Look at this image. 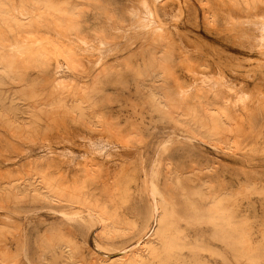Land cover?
<instances>
[{"label":"rangeland","instance_id":"374dc122","mask_svg":"<svg viewBox=\"0 0 264 264\" xmlns=\"http://www.w3.org/2000/svg\"><path fill=\"white\" fill-rule=\"evenodd\" d=\"M142 1L66 0L68 2L66 8L70 9V13L73 14V16L71 14L73 18H69L74 21L67 18V22H65V19L63 20L64 23L61 21L63 31L59 28H53L51 21H49L50 18L47 20V17L44 20L43 17L45 16L40 15V12L44 9L40 8L41 10H39L31 1L24 0L21 4L20 0H5L9 10L12 12L21 11L22 14L27 16H25L28 20L26 22H31L29 28L34 27L32 29L28 28L31 35H28L30 34L28 32V34L22 32L24 40H18L21 35L18 36L17 34L18 38L15 37L14 44L11 41L14 39L15 32H12L14 33L12 38L10 37L12 33L8 35L5 30L6 33L3 34V31L2 34L5 36L3 37L6 38L5 44L7 43L4 44L3 50L6 51L4 53L8 54L11 51L9 45H16V43L20 46L32 47V49H29L32 53L44 48V56H46L47 61L44 64L45 69L43 66L42 71L38 70L39 67H35L38 68L36 70L34 65L27 72V67L25 71L26 76L29 73L26 77L27 80L36 83V81L39 82L42 79L43 83L40 81L41 84H45L57 77L62 81L64 87L73 88L77 84L85 83L84 85L89 87L88 92L89 89L98 90L94 92L96 94L92 91H90L92 94L89 92L92 95V101L95 103L94 110L108 119L110 126L119 130L120 132L118 131L119 134L117 133V135L122 138L120 140L118 136L117 139H114L105 129L98 134L90 130L86 124L71 123L70 119L67 118L64 119L63 124H58L59 126L52 125L50 130L46 129L41 123L39 131L34 134L32 132H22L15 136L11 131L0 127V183L5 182L6 184L8 181L17 184L28 182L38 186V181L43 177L45 180L49 179V183L52 181L53 187H58L59 190L65 193H71L76 188L80 200L85 205L92 207L94 211L99 212V214H92L91 220L85 216V220L82 222L85 224L80 225V222L77 224L74 221L65 222L66 220L64 221L61 218L62 216L60 217L64 213L71 216L74 213L81 212L83 208L76 204L63 203V206L59 207L51 206L41 200L21 199L20 197H16V202H13L14 198L9 199L11 202L9 200L6 202L0 201V233H2V236H0V254L6 256V261L0 260V264H52V258L45 249V241H53L58 236L64 238L65 242L71 243L74 251L73 256L77 264H88L92 257L112 258L124 248L127 250L135 249L134 247L139 248L142 241H146L148 238H153V243L157 245V237L155 235L151 236V232L155 229L154 223L149 221L151 223L144 226V216L142 215L144 202L147 200L142 184L147 172L156 168L160 172L158 178L160 185H162L165 172L168 169L174 171L181 169L184 172L198 175L200 181L197 184H203L200 189L205 195H216L222 192L221 190L233 196L242 193L237 198L235 197L237 201L242 203H237L233 196L231 199L236 201L234 204H237V208L240 206L238 209H241L244 213L241 212V215L247 214L248 217L242 216L243 218L248 219L251 216V220L249 218L251 228L249 220L246 222L250 229L253 227V230L255 229L252 230L255 235L252 236L254 242L256 239L259 240L257 232H259L258 228L261 225L259 222L263 218L259 213L262 215L264 212V196L258 195L260 193L264 195V126H262L264 125V118L250 126L247 117L249 112L255 113L261 107L264 111V76L262 75L264 74V47L261 46V41H259L261 35L259 28L264 25V7L253 3L257 5V8L254 5L253 8L252 4L250 5V0L248 2L250 1L249 6L252 9L247 7L250 9L247 11L243 8L246 6L240 4V2H237L239 7L236 4L233 7L234 5L227 4V2L224 6H220L225 2L218 3L211 0H207L209 2H205L206 0H179L180 2L178 0H168V2L166 0L168 3L163 0L166 5L163 4L160 7L162 0H149L150 7H155L153 9L156 10L158 16L160 15V20L172 34H169L172 38V40L170 39L172 70H174V76L178 80L176 82L180 83L178 85H181L188 93H185L188 97L185 106L188 108L183 112L186 110L197 111L200 115L203 114L200 113L203 112L202 108L206 106L207 108L208 106L217 107L226 112L228 111L236 122L240 120L238 122L241 123L238 127L240 132L229 134L230 136L227 139L233 142L230 146H225L216 139L207 137L203 130L198 131L195 126H191L190 117H185L188 119L185 123L184 120L181 123L176 122L169 116L156 111L146 97L138 93L140 83L144 82L142 87L147 86L149 83L150 77L142 75L144 71V64L142 65V63L146 62L153 52L152 48L147 47L148 39L141 33L136 23L135 16L139 12L140 15L145 13L141 4ZM203 2L205 3L203 4ZM214 3L217 6H214ZM6 5H4L5 10ZM210 6L216 12L211 18L213 24L210 19H206V15L211 12L209 11ZM241 10L243 12H240ZM252 10L254 11L252 12ZM36 12L39 13L38 16H35L34 13ZM256 15L261 16L258 18ZM35 17L37 24L34 23L36 22ZM206 21H209V24ZM65 24L69 26L67 31H65ZM246 29L247 31L244 32ZM58 30L63 33L60 34ZM32 35L33 37H31ZM28 36L31 39H27ZM48 38H51V40ZM52 39L55 43L59 42L61 44L56 43L61 46L58 47L60 51L65 50L69 53L71 61H73L72 69L67 68L63 58L56 55L57 51L55 53L56 49L52 46L56 47L57 45H54V42V44L51 43ZM7 41H10V43ZM246 42L248 43L246 44ZM220 60L226 62L223 64ZM182 63L189 65L193 71L192 74L184 69ZM140 71L142 73H139ZM139 74L142 77H139ZM39 75L45 78H41ZM97 75L104 76L103 78L108 76V79H101L100 82L102 77ZM220 76L224 78L222 77L223 79L220 80ZM43 79L48 80L45 82ZM167 81L165 88L171 90L173 82ZM94 82L96 83L94 84ZM74 83L75 86H73ZM216 83L218 84L216 85ZM7 85L10 86V83ZM11 85L13 84L11 83ZM96 86L100 88L97 89ZM41 91L44 97L47 90L43 88ZM250 91L255 92L250 93ZM8 96H11V94ZM249 97L251 98L249 99ZM239 98L243 100L245 98V102L239 101ZM243 107L246 108L245 111ZM175 116L174 114L173 117ZM256 135L257 137H254ZM234 143H238V146ZM190 145L192 146L190 147ZM250 149L256 151L252 152ZM255 152H258L257 155L255 154L256 156L253 155ZM84 167L93 169L88 171ZM248 171L255 173H252L254 176ZM259 174L262 176V180L261 176H258ZM246 176L251 177L246 179ZM252 179L253 181H250ZM249 181L256 187L255 190L251 186L247 188ZM256 182L257 184H255ZM55 187L54 189H56ZM245 188L249 189L247 191L254 190V192L249 193L245 191L246 196L256 194L258 190L263 191L246 197L243 194ZM206 197H204L205 200L194 198L195 200L191 201L206 202L203 207L207 208L210 200ZM244 197L248 198L249 205L246 199L243 200ZM259 200H263L261 201L263 205L260 204ZM249 206H252V208L255 206L254 213L257 214L256 216H252L254 213ZM259 208L263 212H260ZM100 214L102 215L99 218ZM91 221H93V224H90ZM255 221L259 222L256 224ZM185 224L181 221L179 226H183L180 229L183 233L189 226L183 234L189 242H195L196 245L199 244L201 247L212 250L215 254L212 257H208L207 252H202V254L211 264H214L213 260L217 261V264H221L220 254L223 252V248L221 243H216L218 241L213 242L209 225L206 224V226L205 223L200 222L201 226L197 229L198 223L197 226L196 224H186L187 227H184ZM84 225H87V227ZM228 258L230 264H246L245 261L236 262L232 253H228ZM59 264L64 263L60 262Z\"/></svg>","mask_w":264,"mask_h":264},{"label":"bare ground","instance_id":"6f19581e","mask_svg":"<svg viewBox=\"0 0 264 264\" xmlns=\"http://www.w3.org/2000/svg\"><path fill=\"white\" fill-rule=\"evenodd\" d=\"M23 1L24 0H20L21 4ZM29 1H31L35 7L39 8V10H41L40 8L44 9V11L40 12V15L42 17L45 16V17H43L44 20L47 17H48L47 20H49V18H50L49 21H51L50 23L53 25V28H55V29L59 28V30H61V29L63 30V26L60 23H61V21L64 23V21H63L64 19H65V22H67L66 18L74 21L73 19H71V18H73L72 17L73 14L70 13V9L66 8V6L68 5V2H66V0H29ZM143 1L141 4L143 6V9L145 10L144 15H140V12H139L138 15L135 16V14H134V16L136 17V23H137L138 28L140 29L141 33H143L145 35V37L148 39L147 47L152 48L153 52L150 54V57L148 58V60L146 62L142 63V65L144 64V68H143L144 71L142 70L143 73L141 71L139 72V73H142V75L145 77L146 76L150 77L149 83L147 86L142 87V84L144 82L140 83L141 82L140 81L139 82L140 84L138 86V88H139L138 93L141 94L142 96L146 97V99L150 103V105L153 108H155V110L158 111L159 113H161L165 116H169L172 120H175L176 122H180V123L183 122V120L185 123V121L188 120L185 117H190V122H192V124H193V125L191 124V126H195L197 128L196 130H198V131L203 130L204 133L207 135V137L212 138V139H216L220 144H224L225 146H230L233 141L231 142V140H228L227 138L230 136L229 134H237L240 132L238 127H240L241 123H238V122H240V120L239 121L237 120V122H236L235 119L232 117V115H230V113H228V111L226 112L225 110H223L221 108H217V107H209L208 106V108H207V106H206L205 108L201 107L203 109V112H200V113H203V114H200V115H198L197 111L191 112L190 110H186L185 112H183L185 109L188 108L187 106H185V104H186L185 102L187 101L188 97L185 94V93H187L186 90L184 88H182L181 85H178L179 82L178 83L176 82L177 78L174 76V72H173L174 70H172L173 69V66L171 64L172 53H171V48H170L171 47L170 46V39L172 40V38H170L171 36H169L170 32L168 30V27L160 20V17H159L160 15L158 16V14L155 12L156 10L153 9L155 7H153V8L150 7L151 5L149 3V0L148 1L143 0ZM165 1L166 0H164V2ZM173 1H176V0H173ZM211 1H215L218 3H220V2L222 3L224 1L225 3L221 4L220 6H224L227 2V4L230 3V4H232V6L234 5L233 7H235V4H236V6L239 7V5H237L238 4L237 2H240V4L242 3V5L244 4V6H246V7H243V8H245L246 11L252 9L249 6L250 1L252 2V3L250 2V5L252 4L251 6L253 8H254V6H256V8H257V5H254L253 3L258 4V6L263 5V7H264V0H253V1L250 0L249 2H248V0H211ZM159 2H157V3H159ZM205 2H209V1L206 0ZM205 2H203V4ZM200 3H201V1H200ZM163 4L166 5V3H163V0H162V3H160V7ZM176 4H178V3H176ZM4 5H6L5 0H0V127L6 129L8 131H11L12 134H14L15 136L19 135L22 132H30V133L32 132L34 134V133H37L39 131V127H40L41 123H43V126H45L46 129L50 130L52 128L51 127L52 125L59 126V125L63 124L62 122L64 121V119L67 118L68 120L70 119L71 123L72 122L73 123L78 122V123H81L83 125L86 124L90 130H92L93 132H96L98 134L101 131H104V129H105L111 135V137L113 136L114 139H117L118 136H119V139L122 138L120 135H117V133L119 134L120 131L117 130L116 128H112L110 126V123H109L110 121L108 119H106L102 114H100L99 112L94 110L95 103L92 101V98H91L92 95H90V93H91L90 91H92V93H94L95 91H98V90L94 91V90L89 89V92H90L89 93L87 91L89 87H88V85L86 87L84 85L85 83L84 84L82 83L83 85L80 83V84H77L76 86L74 83L73 86H75V87H73V88L70 87L71 88L70 89L68 87L62 86V81L59 80L57 77L55 79H52V81L47 82V83H45V82L48 79H46V80L43 79L45 81L44 83L46 85L41 84V82L43 83V81H41L42 79L40 80L41 82L36 81V83L32 82L30 80H27L26 77L29 75V73H28V75L26 76L27 73L25 71H26L27 67H28L27 72H29V69L30 70L32 69L31 66H34V65H35L34 69L37 70L38 68H35V67H39L38 70L42 71L41 68L44 66L45 63H47L46 56H44L45 49L41 48V49H38L39 51L32 53V51L29 50L30 48L32 49V47H24V46L17 45V43H16V45H9V48L11 51H9L8 54L4 53V52H6L5 50H3L5 47L4 44H5L6 38H4L5 36L3 34L8 32L6 34L11 35L9 33L15 32L16 36L14 35V39H12L14 33H12V36H10V37H12L10 39H12L11 42L13 43V40L15 41V37L18 38L19 34L22 37L23 36L22 34L24 32L30 33L28 28L31 25L30 24L31 22H29V23L26 22L27 16L22 14L21 11H18V12L16 11L18 14L16 12H12L11 10H9V8H7V5L5 7H6V10L8 9V11H6L4 8ZM215 5L217 6V4L214 3V6ZM212 6H210V8H209L210 10L207 8L209 11H211L210 14L209 13H208V15L203 14V15H206L207 20H209V19L211 20V18H213L214 13L216 14V12H214V8H213L214 6L213 7ZM211 7L213 8V10H211L212 9ZM247 7H249L250 9H248ZM201 8H203V7H201ZM207 9H205V11H207ZM215 9H216V7H215ZM242 10L240 12L244 11V10L243 11ZM183 11H185V10H183ZM253 11L254 10H252V12ZM237 12H239V11H237ZM255 12H256V10H255ZM203 13H206V12H203ZM225 13H226V11H225ZM228 13H229V11H228ZM249 13H250V11H249ZM34 14H35V16L39 15V13H37V12ZM71 14H72V16H71ZM256 14H258V13H256ZM249 16H251V15H249ZM260 16H257V17L259 18ZM69 17H71V18H69ZM173 17H174V15H173ZM238 17H239V15H238ZM35 19H36V17H35ZM173 19H175V18H173ZM35 21L36 22H34V23L37 24V19ZM52 21H53V23H52ZM206 22H208V24H209V21H206ZM210 22L212 23L213 21L211 20ZM68 23H69V21H68ZM64 26H66L65 31L69 30L68 25L65 24ZM32 27H34V26H32ZM32 27L29 29H32ZM5 28H7L8 31ZM9 28H10V31H9ZM243 28L245 29L246 27H243ZM259 29L261 30V35L259 37V41H261V46L264 47V25H262V27ZM5 30H6V32H5ZM250 30H251V27H250ZM55 31H57V30H55ZM242 31H243V29H242ZM246 31H247V29L244 32H246ZM2 32H3V34H2ZM233 32H236V31H233ZM59 33H60V31H59ZM62 33H60V34H62ZM237 33H238V30H237ZM17 34H18V36H17ZM57 34H58V32H57ZM28 35H31V33ZM170 35H172V34H170ZM251 35H252V33H251ZM25 36H27V35H25ZM21 37L19 36V38H21ZM31 37H33V35ZM19 38H18V40L23 39V37L21 39H19ZM39 38H41V37H39ZM58 38H59V36H58ZM240 38H242V37L240 36ZM7 39H9V38H7ZM27 39H31L30 36H28ZM48 39L51 40V38H48ZM16 41H17V39H16ZM250 41H251V39H250ZM7 42L10 43V41H7ZM49 42H51V41H49ZM53 42H54V40L52 39L51 43H53ZM242 42H244V41H242ZM25 43H27V42H25ZM56 43H59V42H56ZM56 43L54 44V45H57L56 47L52 46L54 49H56L55 53L57 51L56 55L63 58L64 62L66 63L65 65L67 68L72 69L73 68L72 67L73 61H71V57H70L69 53H67L65 50L60 51L59 48L61 46H58V44H56ZM247 43L248 42H246V44ZM48 44H50V43H48ZM242 44H244V43H242ZM59 45H61V44L59 43ZM256 45H258V44H256ZM52 47H50V48H52ZM57 48L59 49V51ZM258 50H260V49H258ZM68 52H70V51H68ZM70 54L73 55L71 52H70ZM259 54H261V53H259ZM50 59H51V57H50ZM225 62L226 61H224L222 63L224 64ZM259 62H260V60H259ZM182 64L184 66V69L187 70V72H189V74H192L193 71H192V69H190L189 65H187L185 63H182ZM44 69H45V66H44ZM74 69H76V68H74ZM196 72H194V73L196 74ZM107 73H104V74L109 76L110 74H107ZM101 74H103V73H101ZM140 75L141 74H139V77H142ZM262 75L264 76V74H262ZM262 75H261V77H262ZM39 76H41V75H39ZM97 76L102 77V78H100V82H101V79L103 80V79L108 77V76H105V78H103L104 76H101V75H97ZM42 77L43 76H41V78ZM222 77L223 76H220L219 79L222 80L224 78V77L223 78ZM43 78H45V77H43ZM167 80L173 82L171 85V88H170L171 90H168L165 88L166 87L165 85L168 83ZM97 81H98V79H97ZM9 83H10V86L7 85ZM11 83L13 85H11ZM95 83L96 82H94V84ZM91 84H93V83H91ZM97 84L102 85L99 83H97ZM187 84H189V83H187ZM217 84L218 83H216V85ZM187 86H189V85H187ZM90 87H92V86H90ZM98 87L96 86L97 89L100 88V87L99 88ZM43 88H45L47 90V91H45L46 93L44 94V97H43V94L41 91ZM92 89H93V87H92ZM259 89H260V87H259ZM259 89H258V91H259ZM251 92L253 93L255 91H250V93ZM10 94H11V96H8ZM94 94H96V93H94ZM250 98L251 97H249V99ZM239 101L245 102V98H244V100L242 98H239ZM244 105H246V104H244ZM253 107L255 108V106H253ZM259 108H260V106H259ZM245 110H246V108H244V111ZM263 113H264L263 107H261L259 110L257 109V112H255V113L249 112L248 117H247L249 119L248 124L250 126H252L256 121L263 119L264 118ZM174 114L176 115L175 117H173ZM234 115H235V113H234ZM241 115L243 116V114H241ZM244 115L247 116L246 114H244ZM177 117H179L181 119H178ZM244 117H242V118H244ZM242 120H241V122L243 123ZM244 121H246V120H244ZM262 126H264V125H262ZM257 133L259 134V131ZM194 137H196V136H194ZM251 137L252 138L257 137V135L254 137L253 136H251ZM191 139H192V137H191ZM253 141H255V140H253ZM188 142L190 143V140ZM234 144H236V143H234ZM247 144H248V141H247ZM256 144H257V142H256ZM236 145L238 146V143ZM259 145H260V143H259ZM191 146L192 145H190V147ZM248 146H250V145H248ZM254 148H256V147H254ZM252 149H250V150H252ZM254 151H256V150L254 149ZM254 151L252 150V152H254ZM258 152L253 153V155H255V154L257 155ZM250 154H252V153H250ZM246 157H247V155H246ZM252 159H254V158L252 157ZM247 162L249 163L250 161H247ZM88 165L92 166L89 163H88ZM159 165H160V163H159ZM85 166H87V165H85ZM249 166H250V164H249ZM84 168L88 171L90 169H93V168L87 169L86 167H84ZM249 173H251V172H249ZM253 174H255V173H253ZM247 175H249V174H247ZM159 176H160V172L158 171V168H156L155 170H150L147 172V174L144 178L145 180L142 184L143 192L147 197L146 198L147 200L144 202L145 205H144V209L142 212V215L144 216L143 224H144V226H146V225H148V223H151L149 221H152L154 223L155 229H153V231L151 232V236L155 235L157 237V239H156V240H158L157 245H158V243H159V245L157 246L156 243L155 244L153 243V238L152 239L148 238V240H146L147 239L146 238L145 239L146 241H142V244L140 245L139 248L134 247L135 249L131 248L128 250L124 248V249L120 250V252L118 251V253H116L112 258H107V259L92 257L91 261L88 262V264H211L210 261L208 259H206L205 255L202 254V252H207L208 257H212V255L214 256L215 254L212 252V250H210L207 247H201V246H199L198 243H197L198 245H196L195 242L194 243H191V241L189 242L187 237L183 235V234H185V231L189 228V226L186 230H184V233L181 232L180 229L183 227V226L180 227L181 225L179 226L181 221L183 223L185 222L187 225L196 224V226H197V223H198L199 226H197V229H198V227L201 226L199 224L200 222L205 223V225L206 224L209 225L210 230L212 231L211 238L214 240L213 242L218 241L216 243H221L222 248H223V252L220 254V259H221L220 261L222 262V263L220 262L221 264H230V262L228 260L230 258V257L228 258V253H230V254L232 253V256L234 255V259L236 260V262L245 261L246 264H264V226H262V225H264V212H263L264 208H263V210L261 209V211L263 212L262 215H261V213H259L261 218L263 217L262 221H260V222L255 221L256 224H257V222H259L261 225L258 228L259 232H257L259 240L256 239L257 241L255 240V242H254V239L252 237L254 235L252 233V230L254 227L252 229H250L251 228V226H250L251 225V222H250L251 216L249 217L250 220H249V218L248 219L245 217L243 218L242 216H247V214L245 213L246 215H241L242 211H241V209L240 210L238 209L240 206L237 208L236 207L237 204L236 205L234 204V202L237 201L236 198L242 193H240V194L234 193L237 196L236 195L233 196V195L227 194L224 190H221L222 192H220L216 195L207 194L210 196L206 197L207 195L203 194L201 189H200L203 184H201V183L197 184V182L200 181V179L198 178V175L197 174H191V172H184V170H181V169H177L175 171L168 169L165 172V175L163 178L164 181H163L162 185H160L158 183ZM258 176H261V175L259 174ZM258 176H256V177H258ZM248 177H251V176H248ZM248 177L246 179H248ZM40 179H39L40 181H38L39 182L38 186L37 185L35 186L33 183H28V182L27 183L23 182V183H19V184L14 183V182H9V181L6 182V184H5V182H3V183L1 182L0 183V201L6 202L7 200L14 198V200H13V202H14L16 197H20L21 199L22 198L23 199L31 198L33 200H41V201H44V202L50 204L51 206L62 207L63 203H68L69 205L76 204V205H79V207L83 208L81 212L74 213L71 216L70 215L67 216L64 213V214L60 215V217L62 216L61 218H63L64 221L66 220L65 222L74 221V222H76V224L80 222L79 223L80 225L85 224V223H82L85 220L84 219L85 216L87 219L89 218V220H91L90 218L93 217L92 214H95V213L99 214V212L94 211V209L92 207L85 205V203H83L82 200H80L81 198H79L80 196L77 194L76 188L73 189V191L71 193H65L62 190H59L58 187L56 188L54 186L56 188V189H54L53 185L51 184L52 181L50 183L48 182L49 179L45 180V178H43V177H41ZM253 179H254V177H253ZM253 179L250 181H253ZM261 180H262V176H261ZM250 181H249V184L247 185V188L249 186H251L252 189L256 188L255 186H253L252 183H250ZM34 183H35V181H34ZM246 183H247V181H246ZM3 184H5V185H3ZM255 184H257V182ZM247 190H249V189L245 188L243 191V194H245V196L247 193H249L251 191L254 192L255 189L250 190V191H247ZM245 191H247V193H245ZM262 191L263 190H258V192H262ZM238 192H240V191L238 190ZM255 192H257V191H255ZM258 192L256 194H258ZM256 194H249V195L251 196V195H256ZM258 195L264 196L263 193H262V195H261V193ZM232 196L234 198L236 197L235 198L236 201L234 199L233 200L231 199ZM250 196H248V197H250ZM204 197L209 198L208 200H210L209 206L207 207V205H206L207 208L203 207V206H205L206 202L203 203V201H191V200H195L194 198L205 200ZM245 199L246 198L244 197L243 200H245ZM257 199H258V197H257ZM251 200H250V202H251ZM263 200H261V201H263ZM261 201L259 200L260 204H262ZM237 203L240 204L242 202L237 201ZM247 204H248V200H247ZM250 207L252 208V206H249V208ZM254 207L255 206H253V208H252L253 213H254ZM260 208H259V211H260ZM245 210H247V209H245ZM249 212H251V211H249ZM101 215L102 214L99 215V218L101 217ZM256 215L254 213V215H252V216H256ZM257 218H258V216H257ZM261 218L259 217V220ZM248 220L250 222V224H249L250 228L248 226V223L246 222ZM103 221H105V219H103ZM91 222L92 223H90V224H93V221H91ZM95 222H97V221H95ZM187 225L184 227H187ZM84 226L87 227V225H84ZM89 226H91V225H89ZM190 228H191V226H190ZM207 229H208V227H207ZM210 230L208 229V231H210ZM256 231H257V229H256ZM0 236H2V233H0ZM58 237L53 241H49V240L45 241V243H46L45 249H46L47 253L49 252L50 257L52 258V261H53L52 264H59L60 262H63L64 264H77L75 261V258L73 256L74 251L71 247V243L65 242L64 238H63L64 239L63 240L61 237H59V238ZM47 238H48V236H47ZM209 242H211V241H209ZM0 253H1V251H0ZM75 253H76V251H75ZM211 259H213V258H211ZM0 260L6 261V256L3 254H0ZM213 262H214V264H217V261L213 260Z\"/></svg>","mask_w":264,"mask_h":264}]
</instances>
